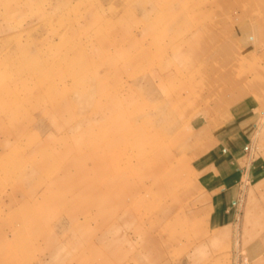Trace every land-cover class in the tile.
Returning a JSON list of instances; mask_svg holds the SVG:
<instances>
[{
  "label": "rangeland",
  "instance_id": "rangeland-1",
  "mask_svg": "<svg viewBox=\"0 0 264 264\" xmlns=\"http://www.w3.org/2000/svg\"><path fill=\"white\" fill-rule=\"evenodd\" d=\"M263 221L264 0H0V264H264Z\"/></svg>",
  "mask_w": 264,
  "mask_h": 264
},
{
  "label": "bare ground",
  "instance_id": "bare-ground-1",
  "mask_svg": "<svg viewBox=\"0 0 264 264\" xmlns=\"http://www.w3.org/2000/svg\"><path fill=\"white\" fill-rule=\"evenodd\" d=\"M68 3V2H67ZM67 5V4H66ZM63 6H65V5H63ZM33 45V44H32ZM36 46H38V42H36V44H35ZM30 46V45H29ZM105 52H106V54L108 55V54H110V51H108V50H105ZM106 59H108V57L106 58ZM108 67V66H107ZM81 68V67H80ZM87 69V67L85 66V68H83V70H82V68L80 69L81 70V73H80V75L85 71ZM73 71V70H72ZM105 71V70H104ZM107 72V71H106ZM79 73H77V75H78ZM78 82H79V84L81 83V78L78 80ZM65 88H66V86H65ZM69 88V87H68ZM63 97H64V95H63ZM63 97H61V98H63ZM57 98V97H56ZM58 100V99H57ZM56 100V101H57ZM61 101H62V99H61ZM65 102H66V100H65ZM69 102V101H68ZM71 103H72V101H70ZM57 104V103H56ZM55 104V105H56ZM62 104H63V102H62ZM70 104V103H69ZM57 106H59V105H57ZM63 120V119H62ZM14 121V120H13ZM124 123H126V122H119L118 123V125H121V124H124ZM107 124H114L113 123V121H108L107 122ZM115 126H117V124L115 125ZM109 149H110V147H109ZM108 149V150H109ZM22 164H24V163H22ZM25 166H27V165H25ZM262 226H264V221H263V225ZM175 237V236H174Z\"/></svg>",
  "mask_w": 264,
  "mask_h": 264
},
{
  "label": "crops",
  "instance_id": "crops-1",
  "mask_svg": "<svg viewBox=\"0 0 264 264\" xmlns=\"http://www.w3.org/2000/svg\"><path fill=\"white\" fill-rule=\"evenodd\" d=\"M220 235V234H219ZM219 235H217V237H219Z\"/></svg>",
  "mask_w": 264,
  "mask_h": 264
}]
</instances>
